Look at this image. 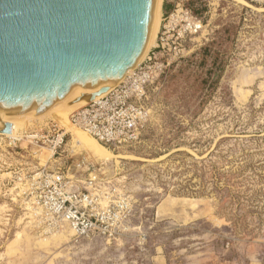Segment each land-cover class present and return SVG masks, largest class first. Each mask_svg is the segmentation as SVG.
Listing matches in <instances>:
<instances>
[{
  "label": "rangeland",
  "instance_id": "1",
  "mask_svg": "<svg viewBox=\"0 0 264 264\" xmlns=\"http://www.w3.org/2000/svg\"><path fill=\"white\" fill-rule=\"evenodd\" d=\"M181 7L199 29L173 20ZM157 15L147 52L170 64L145 84L138 141L111 148L51 115L0 139V264H264V0H160ZM40 171L87 188L106 232L37 205Z\"/></svg>",
  "mask_w": 264,
  "mask_h": 264
},
{
  "label": "water",
  "instance_id": "2",
  "mask_svg": "<svg viewBox=\"0 0 264 264\" xmlns=\"http://www.w3.org/2000/svg\"><path fill=\"white\" fill-rule=\"evenodd\" d=\"M156 1L0 0V118L60 108L124 70L118 81L149 40Z\"/></svg>",
  "mask_w": 264,
  "mask_h": 264
},
{
  "label": "built area",
  "instance_id": "3",
  "mask_svg": "<svg viewBox=\"0 0 264 264\" xmlns=\"http://www.w3.org/2000/svg\"><path fill=\"white\" fill-rule=\"evenodd\" d=\"M173 20L182 18L190 29L197 30L201 27L199 20L183 7L171 14ZM180 16V17H179ZM173 26V25H172ZM174 29V28H173ZM165 32L162 33L164 35ZM180 35V33L178 32ZM164 38L161 36V46L165 50ZM176 41H173L175 43ZM174 46V54H179L180 49ZM169 49H172L169 47ZM166 52V51H165ZM156 53L146 56L126 78L119 81L104 93L88 100L85 104L76 108L70 116V122L76 128L82 129L93 135L99 142L109 147H123L139 140L141 129L148 119V112L141 101L145 95V84L155 76L164 71V67L170 64L157 62ZM167 64V65H166ZM66 130L58 124L53 123L48 131L47 140L56 154L65 142ZM23 137H35L42 140L44 135L29 134L25 132ZM9 138L12 141L21 138H12L7 134H0L1 138ZM46 141V137H44ZM44 141V142H45ZM16 143V142H15ZM33 143V142H32ZM81 164H87L85 158ZM37 178L33 181V197L35 203L53 216L67 218L79 236L89 235L97 229L103 231L108 224L100 226L105 222L108 213L102 211L95 214L93 209L94 198L87 190L73 189L65 191L66 184L61 182V177L56 174H45L40 171L35 174ZM92 184V182H90ZM106 232V231H105Z\"/></svg>",
  "mask_w": 264,
  "mask_h": 264
},
{
  "label": "bare ground",
  "instance_id": "4",
  "mask_svg": "<svg viewBox=\"0 0 264 264\" xmlns=\"http://www.w3.org/2000/svg\"><path fill=\"white\" fill-rule=\"evenodd\" d=\"M159 3H160V0H157L156 1V5H155V10H154V15H153V19H152V23H151V29H150V36H149V40H148V42L145 44V46H144V48H143V50L141 51V53H140V55L139 56H141V58H140V60L138 61V62H136L137 61V59L139 58V56L137 57V59L134 61V63L131 65V67L126 71V73H125V75L122 77V78H120L118 81H117V78L119 77V75L124 71H121V72H119V73H117V74H115L113 77H111L109 80H107L105 83H103V84H101V85H98V86H95L88 94H86V95H84L83 97H80V98H78V99H76V100H74V101H72V102H70V103H68V104H66V105H64V106H62V107H60V108H56V109H52V110H48V111H44V112H40V113H37V114H33V115H27V116H21V117H16V118H8V117H2V118H0V120H3V121H8V122H10V123H12L11 125H12V130H11V132L10 133H4V132H2V131H0V134H7V135H10V136H16V135H19L18 134V128L27 120V119H30V118H35V117H42V116H48V115H51V116H53V117H56L57 119L58 118H61L62 119V121H64L65 122V120L67 121L68 120V122H70L69 120V118H67V114H66V111L68 110V109H74V108H77V107H79V106H81V105H83V104H85L88 100H90V98L91 97H93L95 94L97 95L98 94V92L100 91V90H102V88H105L106 86H107V88L109 87V86H112V85H114V84H117L119 81H121L122 79H124V78H126L127 77V75L131 72V71H133L134 70V68H133V66H135V65H138L139 63H140V61H141V59H143V57L144 56H146V52H147V50L149 49V46L151 45V40H152V38H153V30H155L154 29V27H155V22L157 21L156 19L158 18V15H157V13H158V11H159ZM157 23V22H156ZM148 44V45H147ZM150 51V50H149ZM148 51V52H149ZM147 52V53H148ZM116 80V81H115ZM98 96V95H97ZM67 123V122H66ZM71 123V122H70ZM72 126H74L73 124H71ZM76 128V127H75ZM78 129V128H77ZM91 141V139L89 140L88 139V141H86V142H90ZM97 144V143H96ZM90 146H96V147H98V145H95V143L94 144H92V145H90ZM102 147V146H101ZM99 148H100V146H99ZM102 151H104L105 153L107 152V149H105L104 147H102V148H100Z\"/></svg>",
  "mask_w": 264,
  "mask_h": 264
},
{
  "label": "crops",
  "instance_id": "5",
  "mask_svg": "<svg viewBox=\"0 0 264 264\" xmlns=\"http://www.w3.org/2000/svg\"><path fill=\"white\" fill-rule=\"evenodd\" d=\"M163 9H166V12L170 9V7L168 6V5H166L165 3H163V5H162V10ZM158 252L159 251H157V254H158ZM160 255V254H159ZM159 257H161V256H159Z\"/></svg>",
  "mask_w": 264,
  "mask_h": 264
}]
</instances>
